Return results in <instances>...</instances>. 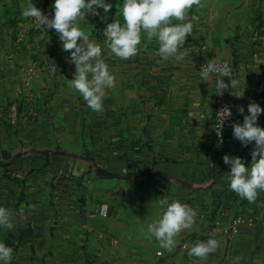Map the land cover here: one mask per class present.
I'll list each match as a JSON object with an SVG mask.
<instances>
[{"label":"crops","instance_id":"obj_1","mask_svg":"<svg viewBox=\"0 0 264 264\" xmlns=\"http://www.w3.org/2000/svg\"><path fill=\"white\" fill-rule=\"evenodd\" d=\"M117 3L77 21L101 44L116 78L101 112L69 87L75 66L58 35L31 33L16 43L12 27L26 20L16 19V4L0 3V205L15 225L0 228V240L14 250L11 264H264V192L249 202L230 190L223 160L241 157L249 167L254 142L245 147L233 134L211 142L213 77L199 75L207 60L231 59L237 122L241 106L245 114L250 102L264 108V0L202 15L192 7L189 15L199 19L180 62L162 60L155 42L127 60L108 55L102 30L116 18ZM12 100H31L38 120L9 127ZM258 124L264 127V113ZM164 197L197 211L171 252L146 232ZM236 216L254 223L229 238L223 230ZM209 236L220 242L216 252L190 257L188 248Z\"/></svg>","mask_w":264,"mask_h":264},{"label":"clouds","instance_id":"obj_2","mask_svg":"<svg viewBox=\"0 0 264 264\" xmlns=\"http://www.w3.org/2000/svg\"><path fill=\"white\" fill-rule=\"evenodd\" d=\"M199 0H119L116 5V18L106 24L103 34L106 39L104 47L108 55L127 60L139 53L141 47L147 49L149 43L155 42V50L162 60L174 59L183 61L188 55L185 45L186 38L193 33L196 15H189V10ZM113 8L108 0H54L52 11L45 15L34 0H26L22 5L21 16L31 20L22 24L25 30L32 27L55 29L62 50L70 53L69 61L75 66L73 79L68 80L69 87L77 91L86 105L94 112L103 111V101L106 90L116 84V78L111 72L103 54L101 44L90 38L77 21L85 19L87 13L100 16L99 9L107 14ZM106 20L107 16L101 17ZM142 40L146 42L142 45ZM219 73L216 79V94H223L229 89L224 77L230 78L231 89H235L239 81L229 68L222 66L215 59L207 60L201 65L199 75L208 80L213 74ZM232 95L242 97L232 91ZM244 95V94H243ZM239 112L244 116L243 123L233 124V136L245 147L254 142L251 151V164L246 167V161L241 157L224 155L223 160L230 166L227 174L230 190L249 202H255L259 192H264V127L258 124V118L264 113L256 102H250L245 114L241 106ZM224 117L231 116V109L225 108L221 113ZM160 213L157 218L146 225V232L154 237L161 249L168 252L176 246V236L182 230H191L195 223L197 211L180 200L164 197L158 200ZM104 206L101 207L103 214ZM12 211L0 205V228L12 230ZM220 242L213 236L207 240H198L190 248L188 255L207 260L209 254L216 252ZM13 248L0 240V264H11ZM159 254V253H158ZM239 258H237L238 260Z\"/></svg>","mask_w":264,"mask_h":264},{"label":"built area","instance_id":"obj_3","mask_svg":"<svg viewBox=\"0 0 264 264\" xmlns=\"http://www.w3.org/2000/svg\"><path fill=\"white\" fill-rule=\"evenodd\" d=\"M39 9L45 15H48L52 11V7H44L39 6ZM26 24L30 23L31 20L25 19ZM105 29V28H104ZM103 29V30H104ZM102 30V37L105 41L106 37L103 34ZM12 33L15 35V42L22 43L31 33H42L48 35H55L57 34L55 29H42L32 27L31 29L25 30L21 27L17 22L12 27ZM218 64L225 66L230 69L232 75H234L233 71V62L231 59H220L216 61ZM219 73L213 74V108H214V117L211 123V134L209 136L212 143H220L227 139L229 136L233 134V124L237 122L236 114L233 108V104L230 99V78L224 77L226 83L229 84V89L224 91L223 94H216V79L215 77L218 76ZM233 78V77H232ZM27 107V110L25 109ZM225 108L231 109V116L226 117L223 123L224 117L221 116V113ZM5 114L7 116V123L8 126L11 128H18L22 124L31 123L38 120L39 114L36 109L33 108L31 100H26L24 103L23 101L19 100H12L10 101L5 107ZM254 223L253 219H245L241 216L234 217L230 224L223 230V233L227 235V237L232 238L237 235L240 231L241 226L245 224L252 225ZM117 242H115L116 244Z\"/></svg>","mask_w":264,"mask_h":264},{"label":"rangeland","instance_id":"obj_4","mask_svg":"<svg viewBox=\"0 0 264 264\" xmlns=\"http://www.w3.org/2000/svg\"><path fill=\"white\" fill-rule=\"evenodd\" d=\"M5 1H10L18 6L17 10V20H20L21 16V10H22V5L26 3V0H0V3L5 2ZM234 1H240V0H199L198 4H194L193 7H196L200 10L201 15L202 13H209L210 9H214L215 7H226L230 6V3H233ZM242 1V0H241ZM54 0H34V3L36 4L37 7L39 6H48L52 7ZM109 3L112 2H119V0H108Z\"/></svg>","mask_w":264,"mask_h":264},{"label":"trees","instance_id":"obj_5","mask_svg":"<svg viewBox=\"0 0 264 264\" xmlns=\"http://www.w3.org/2000/svg\"><path fill=\"white\" fill-rule=\"evenodd\" d=\"M97 174H98L99 176H110L108 173L101 172L100 170H97ZM217 176H218V175H215L214 178H216Z\"/></svg>","mask_w":264,"mask_h":264},{"label":"water","instance_id":"obj_6","mask_svg":"<svg viewBox=\"0 0 264 264\" xmlns=\"http://www.w3.org/2000/svg\"><path fill=\"white\" fill-rule=\"evenodd\" d=\"M17 157H18V155H17V156H15V157H13V160H15Z\"/></svg>","mask_w":264,"mask_h":264}]
</instances>
